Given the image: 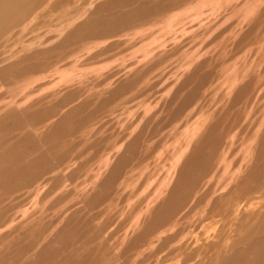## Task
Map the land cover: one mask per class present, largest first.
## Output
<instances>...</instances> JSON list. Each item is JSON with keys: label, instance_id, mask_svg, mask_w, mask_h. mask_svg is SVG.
Listing matches in <instances>:
<instances>
[{"label": "rangeland", "instance_id": "obj_1", "mask_svg": "<svg viewBox=\"0 0 264 264\" xmlns=\"http://www.w3.org/2000/svg\"><path fill=\"white\" fill-rule=\"evenodd\" d=\"M0 264H264V0H0Z\"/></svg>", "mask_w": 264, "mask_h": 264}]
</instances>
